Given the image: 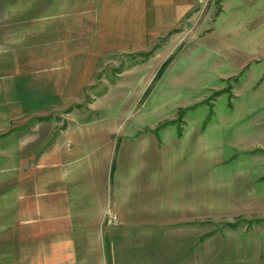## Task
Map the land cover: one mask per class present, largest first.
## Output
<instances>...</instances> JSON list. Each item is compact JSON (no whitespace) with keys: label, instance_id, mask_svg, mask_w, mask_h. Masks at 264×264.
<instances>
[{"label":"rangeland","instance_id":"rangeland-1","mask_svg":"<svg viewBox=\"0 0 264 264\" xmlns=\"http://www.w3.org/2000/svg\"><path fill=\"white\" fill-rule=\"evenodd\" d=\"M252 1L241 0L240 8L254 12L233 28L211 23L215 33L194 47L181 50L184 44L163 41L111 51L100 55L88 79L65 70L56 87L49 81L57 78L64 48L73 46L56 43L44 26L62 14L57 7L63 0H0L1 197L9 189V148L25 142L8 135H32L44 150L54 147L57 135L71 145L83 139L96 145L110 135L113 166L125 155L123 168L130 175L135 170L128 164L137 165L142 178L136 182L150 191L146 199L171 212L160 215V226L144 229L143 237L117 234L120 220L110 214L105 264H264V126L255 127L249 116V85L264 78V45L248 39L264 8L259 12L261 0ZM221 2L208 0L210 19ZM120 94L136 99L125 104ZM2 207L0 264L39 259L26 251L32 236L11 225L8 204ZM55 230L49 228L50 243L60 240ZM71 237L63 255L50 251L54 264H96L100 253L83 258L71 249L80 238Z\"/></svg>","mask_w":264,"mask_h":264},{"label":"crops","instance_id":"crops-1","mask_svg":"<svg viewBox=\"0 0 264 264\" xmlns=\"http://www.w3.org/2000/svg\"><path fill=\"white\" fill-rule=\"evenodd\" d=\"M207 3L208 0H63L62 6L57 7L62 14L51 16L44 34L73 48H64V62L57 65V78L52 77L49 84L59 86V77L65 70H71L72 76L88 79L94 74L100 55L111 51L148 48L163 41L184 44L181 50H187L207 34L215 33L216 27L211 23H232L233 28L244 13L254 12H244L241 0H222L220 11L210 19ZM262 8L264 0L257 9L262 12ZM253 29L258 30L250 32L253 36L248 39L257 37L253 44L264 45V19ZM220 49L218 46L217 50ZM72 60L75 63L69 65ZM262 60L264 57L259 59ZM249 89L254 108L249 116L255 127L264 126V78L256 77ZM64 136L57 135L54 147L44 150L41 143H33L32 135H8L9 140L25 142L11 144L9 148V189L3 197L0 195V217L4 214L1 209H5L2 204H8L10 224L23 228L27 237L32 236L25 240L26 251L35 252L39 259H31L29 264H54L50 251L63 255V245L73 244L71 234L80 238L79 247L72 246V250L83 254V258L99 252L96 264H105V234L113 232V226L105 224L110 214L120 220L117 234L143 237L148 234L144 229L160 226V215L170 214L171 207L146 199L150 191L136 182L142 178L137 176V165L128 164L135 170H129L130 175L123 168L125 155L121 156V163L113 166L110 135H104L96 145L87 143L89 139L71 145ZM173 210L175 213V204ZM50 227L60 236L56 243H50ZM34 229L39 236L33 234ZM33 236L39 238L34 242Z\"/></svg>","mask_w":264,"mask_h":264},{"label":"bare ground","instance_id":"bare-ground-1","mask_svg":"<svg viewBox=\"0 0 264 264\" xmlns=\"http://www.w3.org/2000/svg\"><path fill=\"white\" fill-rule=\"evenodd\" d=\"M154 81H155V79H154ZM134 90L135 91H138V86L136 87V88H134ZM126 93V92H125ZM126 96H128V95H126ZM119 98H122V95L120 94L119 96H118ZM129 97V96H128ZM123 99V98H122ZM135 97H134V95H131L130 97H129V99L128 98H126L125 100H127V102L125 103V104H127V103H131L132 101H135ZM124 99H123V101H125Z\"/></svg>","mask_w":264,"mask_h":264},{"label":"trees","instance_id":"trees-1","mask_svg":"<svg viewBox=\"0 0 264 264\" xmlns=\"http://www.w3.org/2000/svg\"><path fill=\"white\" fill-rule=\"evenodd\" d=\"M167 64V62H165L163 65Z\"/></svg>","mask_w":264,"mask_h":264}]
</instances>
